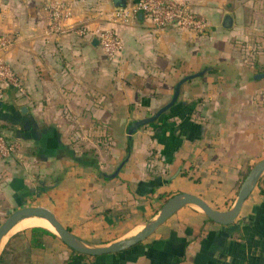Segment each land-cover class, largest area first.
<instances>
[{
  "label": "crops",
  "instance_id": "1",
  "mask_svg": "<svg viewBox=\"0 0 264 264\" xmlns=\"http://www.w3.org/2000/svg\"><path fill=\"white\" fill-rule=\"evenodd\" d=\"M50 1L0 0V32L11 39L1 53L23 85L0 98V133L19 143L0 161V223L13 208L42 205L79 240L102 244L138 231L176 192L230 208L264 156V76L255 77L264 0H185L207 20L203 34L140 13L113 20L118 0H62L68 24L119 35L110 59L92 34L51 33ZM197 71L179 85L177 115L128 131ZM47 229L8 235L1 264H264V170L228 224L184 204L129 248L84 256Z\"/></svg>",
  "mask_w": 264,
  "mask_h": 264
},
{
  "label": "water",
  "instance_id": "2",
  "mask_svg": "<svg viewBox=\"0 0 264 264\" xmlns=\"http://www.w3.org/2000/svg\"><path fill=\"white\" fill-rule=\"evenodd\" d=\"M125 0H118L115 6H123ZM97 42V39H96ZM201 71L191 72L182 75L173 85L172 94L164 104L159 106L151 114L141 117L131 122L128 131L131 132L138 126L155 120L160 113L171 106L179 91V85L186 79H189L195 75H198ZM264 76V71L255 74L256 78ZM117 166L112 172L104 173L106 176H113L117 170ZM264 170V156L254 162L243 178L241 179L235 199L230 208L226 210H219L209 205L201 197L189 193V192H176L168 196L156 210V212L143 224V226L135 233L118 240H114L102 244L85 243L74 236L67 227L63 226L54 214L45 206L42 205H26L12 210L0 223V240L7 233L10 227L20 218L28 215L41 216L46 219L53 227V232L59 237V239L69 248L73 249L77 253H84L90 255H97L109 252H116L122 250L140 240L145 238L158 224L164 221L171 213H173L178 207L184 204H193L201 209L204 214L211 220L220 224L231 223L239 211L240 205L243 199L248 195L251 188L257 182L259 176ZM1 252V249H0ZM1 264V261H0Z\"/></svg>",
  "mask_w": 264,
  "mask_h": 264
},
{
  "label": "built area",
  "instance_id": "3",
  "mask_svg": "<svg viewBox=\"0 0 264 264\" xmlns=\"http://www.w3.org/2000/svg\"><path fill=\"white\" fill-rule=\"evenodd\" d=\"M47 27L51 33L71 31L77 36L94 35L102 53L107 58L118 55L122 49L119 35L111 28L90 31L84 24H68L66 19L69 11L64 1L52 0L47 5ZM137 13L147 16L154 25L167 24L190 30L196 34H203L207 30V20L193 11L185 0H132L123 6H116L112 10V18L116 21H127ZM11 43L10 37L0 32V98L6 88H13L22 92L23 85L18 76L13 73L9 64L2 56V51ZM19 143L17 140L5 137L0 133V161L15 154Z\"/></svg>",
  "mask_w": 264,
  "mask_h": 264
},
{
  "label": "trees",
  "instance_id": "4",
  "mask_svg": "<svg viewBox=\"0 0 264 264\" xmlns=\"http://www.w3.org/2000/svg\"><path fill=\"white\" fill-rule=\"evenodd\" d=\"M174 104H175V102H174L171 106H169L166 110H164L162 113H160V115H159L156 119L161 118V121H162L163 124H164V122H165V120L167 119L168 116H172V115H175V114L177 115L179 112H178L177 110H173V105H174ZM156 119H155V120H156ZM155 120L150 121V122H148V123H152V122H154ZM145 124H146V123H145ZM1 134L4 135L3 133H1ZM4 136L7 137L6 135H4ZM129 148H130V139L127 138V139H126L125 150L128 151ZM246 172H247V171H246ZM246 172H244V173L242 174V178H243V176L245 175ZM242 178H241V179H242ZM28 228H29L30 231L37 229V230H39L41 233H46V232L49 231L47 228H45V227H43V226H38V227H37V226H30V227H28ZM29 243H30L31 246H38V247L42 246V242H41V240H40L39 238H35L32 234L30 235ZM134 244H135V243H134ZM132 245H133V244H132ZM130 246H131V245H130ZM130 246H128V247H126V248H124V249H127V248H129ZM71 251L77 253V252L74 251L73 249H71ZM119 251H120V250H119ZM77 254L82 255V256L87 255V254H84V253H77ZM88 256H90V255H88ZM1 259H2V257H1V255H0V261H1Z\"/></svg>",
  "mask_w": 264,
  "mask_h": 264
},
{
  "label": "bare ground",
  "instance_id": "5",
  "mask_svg": "<svg viewBox=\"0 0 264 264\" xmlns=\"http://www.w3.org/2000/svg\"><path fill=\"white\" fill-rule=\"evenodd\" d=\"M30 226H44L53 231V227L50 223L41 216L28 215L17 220L7 231V233L0 240V248L3 245L8 234L14 230L30 227Z\"/></svg>",
  "mask_w": 264,
  "mask_h": 264
},
{
  "label": "rangeland",
  "instance_id": "6",
  "mask_svg": "<svg viewBox=\"0 0 264 264\" xmlns=\"http://www.w3.org/2000/svg\"><path fill=\"white\" fill-rule=\"evenodd\" d=\"M26 206V205H25ZM21 207V206H20ZM19 208V207H18ZM14 209H16V208H13V210ZM10 211H12V210H9L8 212H7V214L8 213H10ZM6 217V216H5ZM5 217H3V218H1V222H2V220L5 218ZM28 227H26V228H22V229H18V230H14V231H12V232H10L8 235H10V234H14L15 232H21V231H24L25 229H27ZM3 264H6V262H4Z\"/></svg>",
  "mask_w": 264,
  "mask_h": 264
}]
</instances>
